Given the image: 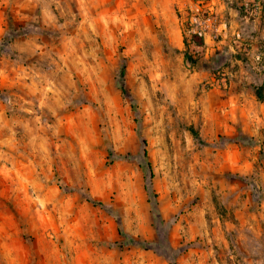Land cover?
I'll return each mask as SVG.
<instances>
[{
    "label": "rangeland",
    "instance_id": "obj_1",
    "mask_svg": "<svg viewBox=\"0 0 264 264\" xmlns=\"http://www.w3.org/2000/svg\"><path fill=\"white\" fill-rule=\"evenodd\" d=\"M244 3L0 0V264H264V88L244 72L264 8Z\"/></svg>",
    "mask_w": 264,
    "mask_h": 264
},
{
    "label": "built area",
    "instance_id": "obj_2",
    "mask_svg": "<svg viewBox=\"0 0 264 264\" xmlns=\"http://www.w3.org/2000/svg\"><path fill=\"white\" fill-rule=\"evenodd\" d=\"M243 7L247 14H250L249 4H253L259 12L264 8V0H245ZM216 16L212 4L203 3L190 5L187 8L186 22L190 28V34L206 40L215 28ZM216 82V81H215ZM219 82V81H218ZM214 86V85H213Z\"/></svg>",
    "mask_w": 264,
    "mask_h": 264
},
{
    "label": "trees",
    "instance_id": "obj_3",
    "mask_svg": "<svg viewBox=\"0 0 264 264\" xmlns=\"http://www.w3.org/2000/svg\"><path fill=\"white\" fill-rule=\"evenodd\" d=\"M190 62H192V61H190ZM120 86H121V85H120ZM120 88H122V87H120ZM261 98H262V96H260V99H261ZM142 144H143V146H146V145H147L146 140L143 139V140H142ZM143 156H144L145 159L148 158V151H147L146 148L143 149ZM147 168H148V170H149L150 177H151V179H152V178L154 177V173H153L152 165H151L150 162L147 163ZM145 190H146V192H147V193L149 194V196H150V198H149V202L152 203L153 206H155L156 204H155V202H154V199L156 198V192H155V191L152 189V187L149 186V185H145ZM152 198H153V199H152ZM117 231H118V234H119L120 236L126 235V234L123 232V230H122L121 228H119V227H118Z\"/></svg>",
    "mask_w": 264,
    "mask_h": 264
},
{
    "label": "crops",
    "instance_id": "obj_4",
    "mask_svg": "<svg viewBox=\"0 0 264 264\" xmlns=\"http://www.w3.org/2000/svg\"><path fill=\"white\" fill-rule=\"evenodd\" d=\"M256 70H258L260 73H257V74H254V73H252V69H250V70H248V69H246L244 72L249 76V75H251V77H253L254 75L255 76H257V80H260V84L263 86V88H264V65H262V67H261V69L260 68H258V69H256ZM242 71H243V69H242ZM242 71H239V73L240 74H242ZM232 73L234 74V76H238V71L237 72H234V71H232ZM239 79H241L240 80V82H243V77H242V75H240V78ZM234 84V83H233ZM236 85V84H235ZM242 88V87H241ZM243 93V92H242ZM251 94H252V96H251V101H253V100H255L254 98H253V96L255 95V93H254V91H252L251 92ZM263 95H264V92L262 93ZM263 103H264V99H263V101H262Z\"/></svg>",
    "mask_w": 264,
    "mask_h": 264
},
{
    "label": "clouds",
    "instance_id": "obj_5",
    "mask_svg": "<svg viewBox=\"0 0 264 264\" xmlns=\"http://www.w3.org/2000/svg\"><path fill=\"white\" fill-rule=\"evenodd\" d=\"M121 243H126V241L122 238ZM117 260H118V258H117Z\"/></svg>",
    "mask_w": 264,
    "mask_h": 264
}]
</instances>
